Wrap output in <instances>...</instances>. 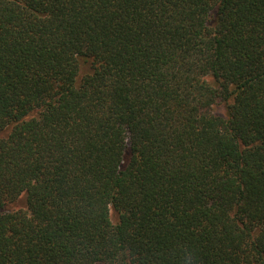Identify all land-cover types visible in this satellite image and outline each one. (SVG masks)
Wrapping results in <instances>:
<instances>
[{
  "label": "trees",
  "instance_id": "obj_1",
  "mask_svg": "<svg viewBox=\"0 0 264 264\" xmlns=\"http://www.w3.org/2000/svg\"><path fill=\"white\" fill-rule=\"evenodd\" d=\"M0 264H264V0H0Z\"/></svg>",
  "mask_w": 264,
  "mask_h": 264
},
{
  "label": "rangeland",
  "instance_id": "obj_2",
  "mask_svg": "<svg viewBox=\"0 0 264 264\" xmlns=\"http://www.w3.org/2000/svg\"><path fill=\"white\" fill-rule=\"evenodd\" d=\"M223 111H224L223 106H220V107H218V108L216 109V112L219 113V114L223 113Z\"/></svg>",
  "mask_w": 264,
  "mask_h": 264
}]
</instances>
